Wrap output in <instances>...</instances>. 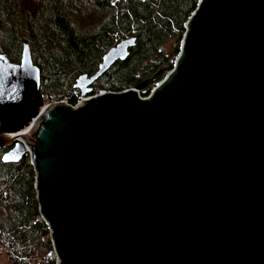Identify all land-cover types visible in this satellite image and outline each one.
I'll return each instance as SVG.
<instances>
[{"label":"water","instance_id":"water-1","mask_svg":"<svg viewBox=\"0 0 264 264\" xmlns=\"http://www.w3.org/2000/svg\"><path fill=\"white\" fill-rule=\"evenodd\" d=\"M189 20L149 99L45 104L30 44L0 53L2 160L29 153L56 264H264V0H199ZM135 43L79 74L81 95Z\"/></svg>","mask_w":264,"mask_h":264},{"label":"trees","instance_id":"trees-1","mask_svg":"<svg viewBox=\"0 0 264 264\" xmlns=\"http://www.w3.org/2000/svg\"><path fill=\"white\" fill-rule=\"evenodd\" d=\"M198 4L199 0H0V53L18 62L27 41L41 70L42 89L55 99L69 96L76 103L82 94L74 86L77 76L95 72L110 47L136 36L128 57L112 65L93 84L92 93L144 83L141 94L147 95L175 66ZM9 148L0 147V252L10 264H32L39 254L56 264L50 259L54 244L40 210L35 166L29 153L19 162H4Z\"/></svg>","mask_w":264,"mask_h":264},{"label":"rangeland","instance_id":"rangeland-1","mask_svg":"<svg viewBox=\"0 0 264 264\" xmlns=\"http://www.w3.org/2000/svg\"><path fill=\"white\" fill-rule=\"evenodd\" d=\"M128 37H130V35H128ZM124 39V38H123ZM179 56V55H178ZM178 56H177V58H178ZM177 58H176V60H177ZM176 60H175V62H176ZM157 84V82L150 88V90H149V92L148 93H150L151 92V90H152V88L155 86ZM41 87V86H40ZM68 88V87H67ZM143 89V86H142V88H138L137 90H138V93H140L141 94V90ZM40 90L45 94V98H44V103L45 104H48V103H53V102H55V101H58L59 99H55L52 95H50V94H47V92H46V90H43L42 89V87L40 88ZM68 91V90H67ZM66 91V92H67ZM102 91H114V90H109V89H100V90H98V91H96V92H94V93H100V92H102ZM116 92H118V91H116ZM69 93V92H68ZM147 93V94H148ZM142 95V94H141ZM82 96V95H81ZM79 97L78 98V100L79 99H82V97ZM142 96H146V95H142ZM68 97V99L70 98L69 96H64V98L63 99H65V98H67ZM51 256H50V259H56V261H57V254L53 251V254L51 253L50 254ZM33 261H32V264H37V262L39 261V260H41V261H43V264H48V262L46 261V259L41 255V254H39V255H36V256H34L33 258ZM0 264H10V262H9V259H8V257L6 256V253L5 252H0Z\"/></svg>","mask_w":264,"mask_h":264},{"label":"built area","instance_id":"built-area-1","mask_svg":"<svg viewBox=\"0 0 264 264\" xmlns=\"http://www.w3.org/2000/svg\"><path fill=\"white\" fill-rule=\"evenodd\" d=\"M174 69H175V66H174L172 69H170V70H169V71L163 76V78H162L161 80H159V81L157 82V84L152 88L151 92L148 93L146 96H142L140 93H139V94H140L143 98L149 99V98L155 93V91L157 90V88L160 87V85L162 84V81H163L165 78H167V77H168V76L174 71ZM97 95H98V93H92V92L89 93V94H87V95H82V96H81L82 99H79L76 103H71L70 100H69L68 98L61 99V100H58V101H64V102H66V103H68V104H71L73 107L78 108V107L81 106V101H82V100H84V99L88 100L89 98H91V97H96Z\"/></svg>","mask_w":264,"mask_h":264},{"label":"bare ground","instance_id":"bare-ground-1","mask_svg":"<svg viewBox=\"0 0 264 264\" xmlns=\"http://www.w3.org/2000/svg\"><path fill=\"white\" fill-rule=\"evenodd\" d=\"M32 126V124H31ZM30 129V125L25 127L24 129L20 130V131H12V132H8L5 133L6 138H15V140L21 139L24 140L25 136L30 133L31 129Z\"/></svg>","mask_w":264,"mask_h":264},{"label":"flooded vegetation","instance_id":"flooded-vegetation-1","mask_svg":"<svg viewBox=\"0 0 264 264\" xmlns=\"http://www.w3.org/2000/svg\"><path fill=\"white\" fill-rule=\"evenodd\" d=\"M19 62V61H18ZM94 86V85H93Z\"/></svg>","mask_w":264,"mask_h":264}]
</instances>
